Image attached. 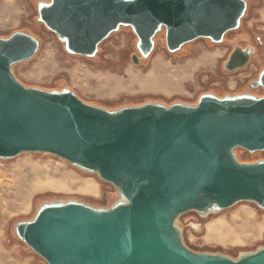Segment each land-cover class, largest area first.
Instances as JSON below:
<instances>
[{
    "label": "water",
    "instance_id": "95a60500",
    "mask_svg": "<svg viewBox=\"0 0 264 264\" xmlns=\"http://www.w3.org/2000/svg\"><path fill=\"white\" fill-rule=\"evenodd\" d=\"M247 8V0H48L38 10L72 54L94 56L129 25L148 56L161 29L169 51L199 37L222 42ZM39 45L22 31L0 36V157L50 152L97 171L122 196L110 209L79 200L45 204L16 224L23 241L49 264H264V248L238 260L194 252L176 226L191 209L241 200L264 208V159L240 161L235 151L264 150V95L204 93L196 105L110 110L70 90L22 83L12 66L35 56ZM240 49L244 66L251 53ZM257 85L264 89V70Z\"/></svg>",
    "mask_w": 264,
    "mask_h": 264
},
{
    "label": "rangeland",
    "instance_id": "374dc122",
    "mask_svg": "<svg viewBox=\"0 0 264 264\" xmlns=\"http://www.w3.org/2000/svg\"><path fill=\"white\" fill-rule=\"evenodd\" d=\"M45 1L0 0V36L22 31L40 42L35 56L12 66L28 87L70 90L84 102L110 110L149 102L196 105L207 92L220 97L264 94L263 87L256 86L264 70V0H247L240 26L227 32L222 42L199 37L169 51L161 29L148 56L138 48L139 38L129 25L112 32L94 56L68 52L65 42L39 19L38 7ZM237 47L254 51L244 67L232 70L226 60ZM235 151L240 161L264 159V150ZM30 167L41 169L46 184L23 178ZM81 181L93 182L95 189H80ZM121 196V190L97 171L50 152L0 157V264H49L16 231L18 222L32 220L45 204L79 200L110 209L121 202ZM176 226L183 244L197 253L238 260L264 248V208L252 200L217 210L185 211L177 216Z\"/></svg>",
    "mask_w": 264,
    "mask_h": 264
},
{
    "label": "bare ground",
    "instance_id": "6f19581e",
    "mask_svg": "<svg viewBox=\"0 0 264 264\" xmlns=\"http://www.w3.org/2000/svg\"><path fill=\"white\" fill-rule=\"evenodd\" d=\"M25 175H23V178H27L29 179V177L33 179V181L35 182L36 185H44L46 184V181L44 180V178L41 175V169L38 167H30L27 168L26 171L24 172ZM79 188L82 190H94L95 189V184L93 182L90 181H81L78 184ZM217 206L214 205L213 209H216Z\"/></svg>",
    "mask_w": 264,
    "mask_h": 264
},
{
    "label": "flooded vegetation",
    "instance_id": "af4514ba",
    "mask_svg": "<svg viewBox=\"0 0 264 264\" xmlns=\"http://www.w3.org/2000/svg\"><path fill=\"white\" fill-rule=\"evenodd\" d=\"M240 48L241 47H237V48H234L233 50H231V52H230V54H229V56H228V58L226 60L227 64H228V67L229 68L231 67L230 69H232V70L244 67L246 65V64L244 66H240L239 65L240 60H241V56L239 55V50L242 51ZM243 50L245 51V52L243 51L244 54H248V52L252 53L254 51L253 49H250V48L249 49H247V48L244 49L243 48ZM207 93H209V92H207ZM234 94H243V93H234ZM262 95H264V94H262Z\"/></svg>",
    "mask_w": 264,
    "mask_h": 264
}]
</instances>
